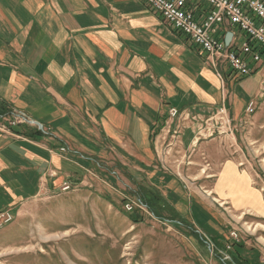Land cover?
<instances>
[{"label":"crops","instance_id":"0c3cea01","mask_svg":"<svg viewBox=\"0 0 264 264\" xmlns=\"http://www.w3.org/2000/svg\"><path fill=\"white\" fill-rule=\"evenodd\" d=\"M189 8L204 19L207 6ZM215 36L234 44L239 34L221 25ZM253 68L241 79L216 69L141 0H0V114L36 125L0 132V214L15 218L64 185L119 186L122 173L133 196L221 250L228 228L195 189L264 221L258 174L228 143L250 124L248 105L264 106V59ZM233 251L264 264L260 247Z\"/></svg>","mask_w":264,"mask_h":264},{"label":"rangeland","instance_id":"374dc122","mask_svg":"<svg viewBox=\"0 0 264 264\" xmlns=\"http://www.w3.org/2000/svg\"><path fill=\"white\" fill-rule=\"evenodd\" d=\"M256 112L244 129L233 130L228 143L251 160L252 171L258 174L256 185L264 193V106ZM118 180L119 186H112L104 179L115 189L94 183L78 192L43 195L29 203L0 229V264H242L237 250L233 254L235 245L228 252L230 260H225L229 242L219 251L213 246L209 250L187 227L165 217L156 204L133 196L124 174ZM195 191L205 195L221 216L219 226L228 228V238L236 231L240 239L236 245L247 242L264 254V221L237 214L224 204L220 207L208 198L206 189ZM131 200L141 203L143 210L128 213L125 206ZM257 223L263 226L256 232Z\"/></svg>","mask_w":264,"mask_h":264},{"label":"built area","instance_id":"2783aa9c","mask_svg":"<svg viewBox=\"0 0 264 264\" xmlns=\"http://www.w3.org/2000/svg\"><path fill=\"white\" fill-rule=\"evenodd\" d=\"M141 1L160 15L174 31L186 36L196 45L216 69L219 63H224L236 79L251 76L253 67L264 59V0H197L207 6L203 20H199L189 8V0ZM221 25H228L237 31L239 37H236L234 44H228L224 38L215 36ZM257 108V101H252L246 108L247 114L252 116ZM220 113L225 117V110H220ZM169 114L173 120L180 116L177 109H171ZM222 122L224 123V119ZM26 124L36 126L20 112L0 114L2 133L10 134L14 128ZM70 190L68 185H64V192ZM137 208L143 210V205L132 200L125 206L128 213ZM12 220L9 213H1L0 229ZM238 238L236 231L230 233L227 253H223L225 260H230L228 252L240 242Z\"/></svg>","mask_w":264,"mask_h":264},{"label":"water","instance_id":"95a60500","mask_svg":"<svg viewBox=\"0 0 264 264\" xmlns=\"http://www.w3.org/2000/svg\"><path fill=\"white\" fill-rule=\"evenodd\" d=\"M226 41H227L228 44L230 43L229 38H227Z\"/></svg>","mask_w":264,"mask_h":264},{"label":"trees","instance_id":"16d2710c","mask_svg":"<svg viewBox=\"0 0 264 264\" xmlns=\"http://www.w3.org/2000/svg\"><path fill=\"white\" fill-rule=\"evenodd\" d=\"M234 258H235V257H232V260H231L230 262H233V261H234Z\"/></svg>","mask_w":264,"mask_h":264}]
</instances>
